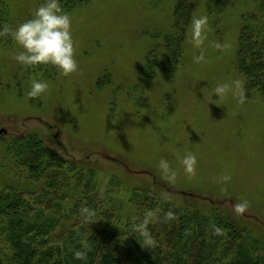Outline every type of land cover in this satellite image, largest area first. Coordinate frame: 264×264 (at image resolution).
Masks as SVG:
<instances>
[{
    "label": "rangeland",
    "instance_id": "374dc122",
    "mask_svg": "<svg viewBox=\"0 0 264 264\" xmlns=\"http://www.w3.org/2000/svg\"><path fill=\"white\" fill-rule=\"evenodd\" d=\"M176 1L59 0L71 16L78 64L67 76L51 64L22 67L12 58L22 49L0 36V128L6 130L0 134V189L28 185L27 170L7 153L16 137L34 134L65 160L66 171L85 176L94 171L90 186L106 194L121 225L138 211L130 203L134 192L145 189L181 207L211 206L182 195L191 193L220 203L264 241V93L250 90L243 104L235 87L223 99L213 95L218 84L236 80L244 89L239 34L245 17H253L264 33V17L252 0H236L221 12L214 3L193 0L179 47L175 42L168 53L161 35L175 33ZM43 2L0 0L13 26L31 18ZM199 16H207L208 25L196 47L192 20ZM201 54L203 61L194 62ZM30 77L48 82L44 94L27 95ZM188 152L197 159L191 176L180 164ZM161 159L176 171L174 182L159 169ZM242 203L241 212L236 206Z\"/></svg>",
    "mask_w": 264,
    "mask_h": 264
},
{
    "label": "trees",
    "instance_id": "16d2710c",
    "mask_svg": "<svg viewBox=\"0 0 264 264\" xmlns=\"http://www.w3.org/2000/svg\"><path fill=\"white\" fill-rule=\"evenodd\" d=\"M235 1L204 0L208 6L216 4L219 12ZM252 1L264 17V0ZM192 8L193 0L176 1L175 33L161 35L168 53L172 45L179 47ZM8 13L0 3V25H10ZM252 22L253 17L244 18L237 48L246 94L255 88L264 93V33ZM7 154L27 170L28 185L0 189V264H264V241L214 200L185 193L211 201V206L187 202L181 207L144 189L131 195L136 199L130 203L138 211L121 225L106 194L90 186L92 169L86 176L77 171L75 177L63 167L65 160L34 134L16 137ZM39 181L41 186L35 187ZM32 195L36 196L30 201ZM84 208L93 215L86 219ZM145 234L151 244L145 243ZM77 250L86 258L76 259Z\"/></svg>",
    "mask_w": 264,
    "mask_h": 264
},
{
    "label": "clouds",
    "instance_id": "9594fccd",
    "mask_svg": "<svg viewBox=\"0 0 264 264\" xmlns=\"http://www.w3.org/2000/svg\"><path fill=\"white\" fill-rule=\"evenodd\" d=\"M208 25L207 16H199L192 20V30L194 36V44L199 47L206 38L204 33ZM0 36L10 37L15 44L22 49L13 54V59L22 67H34L41 64H51L57 68L62 75H69L78 70V64L74 58V41L71 31V16L64 11L59 0H44L32 13L31 18L18 23L16 25L3 24L0 25ZM217 49L222 48L219 42L214 43ZM204 56L201 54L194 58V62L203 61ZM30 88L27 95L30 98L41 96L49 88L46 80L30 77ZM232 87L239 89L238 102L243 104L246 101V95L243 89V83L239 80L233 81L232 85L227 83L218 84L213 95L216 100L223 99L224 96L232 90ZM215 103V100L212 101ZM180 164L188 175H195L197 159L195 154L188 152L180 158ZM159 169L165 178L170 182L176 179V171L170 166L169 162L161 159L158 164ZM226 181L230 177H223ZM239 211H244L246 203L236 206ZM82 214L85 218H89L93 213L84 208ZM169 217L172 213H168ZM219 232L220 229L216 228ZM147 237V234H145ZM145 243L151 244L150 237L146 238ZM76 259H85L84 251H75L73 253Z\"/></svg>",
    "mask_w": 264,
    "mask_h": 264
},
{
    "label": "water",
    "instance_id": "95a60500",
    "mask_svg": "<svg viewBox=\"0 0 264 264\" xmlns=\"http://www.w3.org/2000/svg\"><path fill=\"white\" fill-rule=\"evenodd\" d=\"M5 132H6V130L4 128H0V134H3Z\"/></svg>",
    "mask_w": 264,
    "mask_h": 264
}]
</instances>
